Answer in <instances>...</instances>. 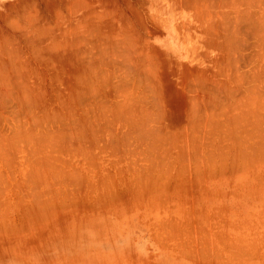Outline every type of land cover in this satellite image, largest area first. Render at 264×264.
<instances>
[{"label":"rangeland","instance_id":"obj_1","mask_svg":"<svg viewBox=\"0 0 264 264\" xmlns=\"http://www.w3.org/2000/svg\"><path fill=\"white\" fill-rule=\"evenodd\" d=\"M63 1L67 2L68 0ZM69 1L70 6L73 2ZM77 1L75 0L76 4ZM89 1L93 2L89 4L90 7L94 9V6H96L94 10L99 14L102 13L101 10L103 12L104 10L106 11V6L101 3L103 2L102 0L101 2H99L100 0H95L96 2L93 0ZM89 1L87 0L86 3H89ZM119 1L108 0L105 3L106 5L108 4L107 9L109 10L110 8L109 11H116L117 16L120 15L117 10L119 11V9L125 7V4L122 5L123 1H120L122 4ZM149 1L146 0L145 6H137L136 10L134 9L135 12L139 9L138 12L140 11V15H143L145 9L142 7H146V12L151 18L157 16L152 6H158L162 1ZM44 2L47 3L50 0H0V50H3L6 55V57H3L4 59L9 58L12 61H18V58L21 57L20 54L23 51L22 49H24V45L22 47L18 45L20 44V36L17 29L18 24L22 21L21 14L29 11L34 12L36 9L40 12H37L36 15L45 18L49 12L44 9L48 5H45L46 3ZM55 2L58 3L60 1L56 0ZM112 2L114 5L111 7ZM164 2L170 12L164 11L162 14L159 13V15L164 20L171 19L172 25H176V36L183 41L186 55H184L185 57H180L182 60L180 58L176 59L179 55L177 51L173 50L176 46L172 49L175 59L172 56L170 57L171 59H168L169 61L156 54L154 55L153 52H147L145 55L150 54L148 57H151V55L152 57H157L155 60L152 57V59H149L147 56L146 60L143 53L137 54L138 59L143 55L142 57L145 60L142 61L143 58H141V60L136 61L137 67L142 65L144 68L142 72V67L139 66V68L141 67L139 74L142 72L144 75L140 74V77L143 76L144 80L141 89H137L132 85L135 77L132 81H129L128 78L115 81L111 76V68L109 69L111 71L108 72V67L105 65L106 56L108 55L102 53L104 61L100 56L101 53L96 52L100 44L95 41L99 42L100 38H102L99 36L102 34L107 36L105 32L108 30V35H111L113 28L112 30L110 27L108 28L110 26L108 24L109 21L112 22L110 19L115 18L116 14L113 15L114 13H110L107 10V13H110L109 15H112L113 18L107 15V20L102 22L107 27H103L102 30H99L98 25L94 24V31L92 29L93 25L89 24V28H91L89 30L93 31L90 33H95L96 37L98 35L99 38L96 40L95 35L91 36V34L90 36L95 38L94 41L88 36L90 34L88 28L85 31L83 30L84 28L80 27L83 22L77 26V22L74 20L78 16L76 14L80 13L87 5L83 3L80 4L83 7L77 4L80 9L74 4L73 8H70L72 13H68V15L70 14L69 17L71 16L69 24L74 23L70 25V29L76 33L81 30L79 34L71 31L73 34H70V36L80 35V37H84L85 35L87 39L82 38L87 42L83 45L82 42L84 41L81 38H78L77 42V39L74 40L76 37H72L73 39L71 40H73L74 44L78 43L76 48L79 46L78 48L80 49L76 51H78V54L83 55L86 51H89L87 49L89 48L93 53V55L90 51L86 53L89 60L91 58L93 61L91 63L88 62L89 60L83 62L86 65L85 69H79L82 67L77 66L80 63H75L77 61L75 57L74 61L72 58L70 59L74 62L73 66L70 63L71 61L68 60V62L70 61L68 66L62 63L63 67L58 62L56 64L51 63L52 65L48 64L49 67L48 65L45 67L40 63L41 67L37 61L33 60L29 64L27 63L28 61L26 64L23 62L24 66L28 67V72H31L32 68L30 63L33 64L34 62L36 66L33 65V69L37 68L36 72L39 77L42 75L40 79L37 76L35 77V74H32L33 69L31 74L22 70L23 65H21V68L20 63L17 71H22V73L19 74L20 72H18V74L24 76V72L28 73L29 76L24 73L26 77L28 76L27 80L26 77L23 80L22 77L18 78L17 74L15 79L12 75L17 71L6 68V72L11 75L10 77L14 78H10V81L7 79L10 82L6 83L7 86L11 85L10 89L7 88L8 91L3 87L2 90L0 87L3 92L8 94V97H4L5 99L0 96L2 101H0V256L22 248H42L51 241L75 237L79 226L87 222L91 216L112 212L124 220L130 217L134 218L160 248L167 250L173 257L186 261L188 264H264V106L262 105L264 99V64L262 66V62L264 63V61L260 60V62L258 59L259 55L262 57L264 54V46L261 43L262 41L260 42L259 37L257 38V36L253 35H256V30L251 26L256 22L258 26L259 23L257 20H255L256 22L249 21L253 19V17H250L251 19L248 21L252 22V24L244 25V22L242 23L244 26L242 24L241 27L240 25L237 26L240 29L242 28L238 33L239 35L234 37L238 42L237 45L234 44L239 48L238 51L236 50L237 47L236 49L231 48L228 42L226 45L219 38L221 37V25L218 28L217 21L221 23L223 18L221 13L225 10L221 1H217L218 4H216L207 0L199 5L198 13L193 16H190L189 13H182L183 11L178 8V5H174L171 0H164ZM56 5L55 3L52 6L57 8L59 5ZM102 5L104 6L103 8ZM119 6L121 7L119 8ZM259 6L263 9L264 2L263 4L260 3ZM75 7L79 12L74 9ZM257 8H259L258 5ZM205 10H208V13ZM128 11L126 10V15L130 13ZM204 11L207 13L205 16L203 14ZM135 12L133 11V15H128L130 17L138 16V12V15ZM104 15L103 18L105 20ZM117 16L116 20L118 21ZM114 21L111 23L112 27L116 22ZM231 24L234 25L232 21ZM231 24L229 23V26ZM75 27L76 30H74ZM210 30L213 31V35L210 34ZM113 31L116 35L122 36L121 38L130 34L125 32L127 33L125 35L123 31L119 32L117 29ZM217 31L219 34L216 33ZM10 36H15L17 40H11ZM111 37L109 36L110 39ZM155 37L158 38L154 34L151 38L152 41ZM159 37L166 44H170V41H175L174 33L166 30ZM256 42H260L258 44L259 47ZM96 44L99 45L97 46ZM80 45L85 48L83 49ZM217 45L221 47H217ZM222 45H225V47L223 48ZM101 46L103 47V45ZM241 46H243V49ZM94 47L97 48L96 51ZM261 48L262 51H260ZM104 50L103 48L102 51ZM108 51L104 52L108 53ZM142 51L144 49L140 52ZM94 52L98 53L99 59L96 58L97 55L95 56ZM239 52L240 54H238ZM109 55H111L109 56L111 58L112 53ZM87 56L85 57L87 58ZM93 58H96L95 60L99 62H96ZM227 58H230V61ZM251 59H254V61ZM6 61L4 60V62ZM244 61L246 63H243ZM93 62L97 64L94 65ZM178 63H183V65L180 66ZM54 64L56 65L55 67L53 66ZM83 64L82 66H84ZM255 64L263 67V70L255 66ZM253 65L257 68L253 67ZM61 67L64 73L67 69V74L62 72ZM69 67L74 69L73 72L79 67L71 77L70 75L73 72ZM251 67L256 71L252 70ZM64 68L66 69L64 70ZM258 69L263 71L262 75V71ZM220 71H223V73H220ZM6 72L4 73L6 74ZM47 72L50 74H47ZM56 72L59 73L56 74ZM242 72H246V74H241ZM247 72L253 75L256 74V76H252L256 80L253 79L251 82V74L248 76ZM93 73L96 75H93ZM48 75H52L51 78L54 76L53 78L56 80L52 79V81L48 78ZM235 75H241L240 77H235L239 80L238 82L234 78ZM6 77L3 75L2 81ZM93 77H96L95 80ZM259 77L261 78L260 80H263L262 83L258 80ZM130 78L132 79V77ZM190 78H194L195 81L198 80L194 84L196 85L198 82L200 85L191 86L192 81L189 80ZM59 79L62 80L58 81ZM243 81L244 84L241 83ZM187 83L191 85H187ZM3 84L5 86L4 81ZM252 84H255V86ZM215 86L223 94V97H221L220 93L218 94ZM234 86L241 91L237 88L236 91H233L235 90ZM20 87L22 89L28 87L29 90L32 87L33 92L27 89V91L25 90L26 92H23L28 96L27 92L29 91L30 95L33 93V96L29 95V98H26L27 96H21L22 93L20 94L21 97L17 95L22 92V89H19ZM39 87L42 92L38 89ZM231 87L233 90H231ZM194 88L198 89L195 90ZM221 88H224V92ZM88 89H90L89 92L92 95L87 93ZM207 89L215 97L208 95L207 92L205 93L204 91ZM213 89L217 95H215L216 93ZM226 89L236 92L234 93L235 96L233 93H228ZM99 90L101 91L98 92ZM247 90L248 92H245ZM210 92L208 93L210 94ZM255 92L256 96L263 98L261 103H258L260 99L258 97V99L254 98L255 101L252 99ZM124 94L129 98H126ZM138 94L139 97H137ZM150 95L153 98H150ZM82 96L83 99H81ZM191 96L194 98H190ZM213 97L215 99L216 97L218 98L215 100ZM247 97L248 100H246ZM224 98L229 101L226 103ZM194 102L197 105L200 104V106L195 105ZM251 102L258 109L254 106H249ZM255 102H257V105ZM240 104L243 109L239 106ZM259 104L262 106L259 107ZM190 105L200 108L195 109L193 107L191 109ZM251 107L255 108L254 111L251 110ZM220 108L224 110L221 109L220 111ZM245 108L247 112L250 111L251 113L248 114L246 112L250 115L246 114L248 118L244 116ZM52 109L55 111L52 112ZM230 112L234 113V115H229ZM61 113H64V116ZM215 114L219 117L217 118ZM235 114L244 116L245 120L235 116ZM57 115L60 116L58 117ZM193 115L197 117L194 118ZM257 115L258 117H256ZM36 117L40 120L36 121L38 120L35 119ZM234 117L241 119L242 123L247 122V120L249 123L241 125L238 123L240 120L237 121L236 119V121H233ZM252 117H255V119ZM44 118V121L41 120ZM189 119L191 120L188 121ZM51 122H53V125ZM39 128H42L40 132ZM56 128H64V130L60 129L57 131ZM38 135L39 137H37ZM187 135L189 138L186 137ZM201 136L205 138V141ZM251 136L255 140L257 138V142L253 145L249 143L252 146L245 145L243 139L250 137L246 139L250 141L252 140ZM30 140L33 141V144ZM239 141L243 143V147ZM250 142L254 143V141ZM184 143L187 144V147ZM235 143H240L239 147L241 148H237ZM196 147L197 149L202 148L201 151L197 150ZM235 149L238 150L237 153ZM204 151H207L206 155ZM194 153L195 155H193ZM69 154L73 156L71 157ZM185 157L189 161H186ZM206 157L208 161L205 159ZM54 264H78V262L65 259L62 261L57 260ZM106 264H153V262L151 259H140L133 254H129L120 255L106 262Z\"/></svg>","mask_w":264,"mask_h":264},{"label":"bare ground","instance_id":"obj_2","mask_svg":"<svg viewBox=\"0 0 264 264\" xmlns=\"http://www.w3.org/2000/svg\"><path fill=\"white\" fill-rule=\"evenodd\" d=\"M43 1H46V0H43ZM49 1V0H48ZM56 1V0H55ZM54 0H50V2H44V3H46L45 5H47V8H44L45 10H47V12H49V14L47 15V16H45V18H42V17H38L36 14H37V10L35 9V11L34 12H31V11H29V12H23L22 14H21V16H22V21H21V23H19L18 24V30H19V36H20V44H18V45H20V47H22V45H24V49H22L23 51L21 52V57L20 58H18V61L16 60V61H12L11 59H9V58H7V59H9V60H7V59H4L3 57H6V55L4 54V51L3 50H0V85L2 84V86H0L1 87V89L3 90V88L6 90V91H8L7 90V88L8 89H10L11 88V85H8L7 86V82H9L10 80V78H12V77H10L11 75H9V73H7L6 71H7V69H9V68H11V69H13V71H17V70H19V63H20V66L21 65H23V68H22V66H21V68H22V70H24V71H27L28 72V67L27 66H24L25 64H26V62L29 64V62H32V60L33 61H37V63H39V65L42 67V65L43 66H47L48 64L50 65L51 63H55L56 64V62H58V63H60V64H65V66H68V64H69V62L71 63V65L74 63L73 61H74V57H75V60H77V61H75V63H80V64H78L77 66H80V67H82V68H79V69H85L86 68V65H84L83 64V62H85V61H87V60H89V57L87 56V54L86 53H89V51H90V53L93 55V53H92V51L89 49V48H87L89 51H86L85 52V54H83V55H81V54H78V51H76L77 49L78 50H80L78 47L76 48V45L78 44L77 42H78V38H84L85 40H87L86 38H85V35H84V37H80V35H75L74 37H76L74 40H76L77 42V44L75 45L74 44V42H73V40H71V39H73L74 37H73V35H72V37L70 36V34H73V33H76L75 31L73 32L72 31V29H70V25L73 23H71V24H69L71 21V16L69 17V15L72 13V11H71V9L70 8H73L72 6H74V4H76L75 3V0H71V3H72V5L70 4V6H69V0L66 2V1H63V0H59L60 2H55ZM79 1V0H78ZM78 1H77V4L78 5H80L81 3H83L85 0H80V2L78 3ZM83 1V2H82ZM89 1V0H88ZM93 1H95V0H93ZM103 2H101V0L99 1V2H101L102 4H104L106 7V11L104 10V12H103V10H101L102 11V13L101 14H99L98 12H96L94 9H95V7L96 6H94V9H92L91 7H90V3H91V1H89V3H86L87 2V0L83 3L84 5H86L87 6V8H86V6L84 7V9H82L81 10V12L80 13H78V14H76V15H78L77 16V18H75L74 20H76V24H77V26L78 25H81V23L83 24V25H81L80 27L81 28H84L83 30H85L86 31V28H88V31H89V33L90 32H93V31H91V30H89V29H91V28H89V24H92L93 25V27H92V29L94 30V24H96V25H98V28H99V30H102V28L103 27H107V26H104L103 25V21H106L107 20V18L106 17H108V16H110V18H113V16L112 15H109L110 13H114L113 15H115L116 14V11L115 12H111V11H109L110 10V8H109V10L107 9V5L105 4V3H107V1L108 0H106V1H104V0H102ZM114 1V0H113ZM120 1H123L122 3H120ZM119 1V3L120 4H122V5H124L125 7H123V8H121V9H119V11L117 10V13L119 12V16H117V14L115 15V18H113V19H110L112 22H110L109 21V24L108 25H110V26H108V28L110 27L111 28V30H112V28H113V30H115V29H117L119 32L120 31H123V33L125 34V35H127V33H130L128 36H124V34H123V38H121L122 36H118V35H116L115 33H114V31L112 30V32H113V35H112V32H111V35H108L109 34V30L107 31V32H105V35L107 34V36H103V34L101 35V36H99V37H102V38H100L101 40V43H100V41L99 42H97V41H95V38H96V40H98L99 38H98V35H97V37H96V34L95 33H88V31H87V33L89 34L88 36L91 38V39H93L96 43H99L100 44V46L101 45H103V47L101 48L100 46L98 47V50H97V48H95L96 46H95V44H94V48H95V51L96 52H98V53H101V57H102V59L104 58V55L105 54H107L108 56H106V63H105V65L108 67L107 69H108V72H110L111 70H112V75L109 73V75H111L114 79H115V81H117V80H121V79H123L124 80V78H128V80L129 81H132L133 79H134V77H135V79L133 80V86L134 87H136L137 89H141L142 87H143V66L142 65H139V66H141L140 68H141V70H142V72L140 73L141 75H143L142 77H140V74H139V72L141 71L140 70V68H139V66L137 67V65H136V61L137 60H141V58H143L142 56L144 55L145 57V59L147 60V58H149V59H152V58H154V60L155 59H157V57H152V55H151V57L149 56L148 57V55H150V54H147V55H145L147 52H153L154 53V55L156 54L157 56H160V57H163V58H165V60H167V61H169L168 59H171L170 57H172L173 56V50H175V51H177V53H179V55L176 57V59H179L180 57L182 58V57H185L184 55H186V50H185V45L183 44V41L182 40H180L179 38H177V36H176V29H175V27H176V25H172V20L171 19H169V20H164V19H162L161 18V16L159 15V13L160 14H162L164 11L165 12H170L168 9H167V6L164 4L165 2H164V0H161L162 2L158 5V6H152V8L155 10V12L157 13L156 15L157 16H159V17H157V16H154V18H151L150 17V15H148L147 14V12H146V7H142V8H144L145 9V12L143 13V15H140V11L138 12V10L139 9H137V12H138V14H137V12H135V10H136V7L137 6H145V2H146V0H120ZM149 1V0H148ZM171 1H173L174 2V5H178V8H180V10L181 11H183L182 13H186V14H188L189 13V15L191 16H193L194 14H197L198 13V11H199V5H201L202 3H204V2H206L207 0H171ZM209 1H213L214 3H216V4H218L217 3V1H221V3L222 4H224L223 6L225 7V10L221 13L222 14V20H221V23L219 22V21H217L218 23V28H219V26L221 27L220 29H221V37H219V38H221L222 40H223V42H224V44H226L227 45V42L229 43V46L231 45V48H234V49H236V45L238 44V42L236 41V38H234V37H236V35H239L238 33L241 31V29L239 28V27H237L238 25H240V27L243 25L242 23H244V25L245 24H248V23H251L252 24V22H249V21H254V22H256L255 20H257L258 21V23H259V25L257 26L256 25V23L253 25H251L252 27H253V29H255L256 31V35L255 34H253L254 36H257V38L259 37V40H260V42L262 43V45L264 46V7H263V9H262V7L260 8V3L261 4H263V0H209ZM54 4H53V3ZM96 2V1H95ZM98 2V3H99ZM55 3L57 4V5H59V6H57V8L56 7H54V6H52V5H55ZM93 3V2H92ZM91 3V4H92ZM113 3V2H112ZM118 3V2H117ZM116 3V4H117ZM147 3V2H146ZM62 4V5H61ZM77 4L75 5V6H77ZM82 4V5H83ZM49 5H50V8H49ZM97 5H99V4H97ZM114 5V3L111 5V7ZM220 5V4H219ZM219 5H217V6H219ZM257 5H258V7L259 8H257L256 9V7H257ZM81 6V5H80ZM149 6H150V1H149ZM222 6V5H221ZM220 6V7H221ZM46 7V6H45ZM52 7V8H51ZM61 7H62V9H61ZM81 7H83V6H81ZM90 7V8H89ZM104 6L102 5V8H103ZM109 7H110V4H109ZM115 7V6H114ZM114 7H113V11H114ZM121 6H119V8H120ZM77 8H79L80 9V7H78L77 6ZM86 8V9H85ZM98 8V7H97ZM99 8H101L100 6H99ZM101 8V9H102ZM74 9H76V7L74 8ZM135 9V10H134ZM65 10V11H64ZM107 10H108V12H110V13H107ZM126 10H129L130 11V13H127V15H126ZM198 10V11H197ZM65 13H64V12ZM71 11V12H70ZM76 11H78V9H76ZM75 11V12H76ZM128 11V12H129ZM133 11L138 15V16H135V17H130L128 14H132L133 13ZM162 11V12H161ZM206 11V10H205ZM204 11V12H205ZM208 11V10H207ZM206 11V12H207ZM79 12V11H78ZM106 12V14L104 15V13ZM203 12V14H204V16H205V14H207L206 12L204 13ZM38 13H40V12H38ZM68 13H70L69 15H68ZM74 13V12H73ZM142 13V12H141ZM212 13H214V12H212ZM220 13V12H219ZM260 13V14H259ZM104 15V17H105V20H104V18H103V15ZM202 14V13H201ZM210 14V13H209ZM218 14V13H217ZM259 14V16H257ZM74 15H75V13H74ZM75 15V16H76ZM108 15V16H107ZM133 15V14H132ZM212 15H214V14H212ZM261 15V16H260ZM116 16H117V19H118V21L116 20ZM123 16L125 17L124 19H123ZM257 16V17H256ZM44 17V16H43ZM47 17V18H46ZM250 17H253V19L252 20H249V19H251ZM42 18V19H41ZM258 18H259V20H258ZM108 20H109V18H108ZM249 20V21H248ZM113 21L115 22L114 24H113V27L111 26V23H113ZM231 21L234 23V25H232L231 24ZM248 21V22H247ZM107 23V22H106ZM229 23L232 25V27H231V25L229 26ZM74 24V23H73ZM242 24V25H241ZM64 25H66L65 27H64ZM210 25V24H209ZM215 25H216V23H215ZM243 25V26H244ZM73 26V25H72ZM75 26V25H74ZM213 26V25H212ZM247 26V25H246ZM245 26V27H246ZM215 27V26H214ZM237 27V28H236ZM255 27H257V28H255ZM248 28V27H247ZM251 29V28H250ZM74 30H76V27L74 28ZM110 30V31H111ZM160 32H159V31ZM165 30L167 31V32H173L174 33V36H175V41H170V44H166V43H163L162 41H161V38L159 37V35L160 34H163V32H165ZM258 30V31H257ZM73 33H72V32ZM81 31V30H80ZM80 31H77V33L79 34V32ZM95 31V30H94ZM211 31V30H210ZM251 31H253V30H251ZM125 32H127V33H125ZM162 32V33H161ZM212 32V33H211ZM210 32V34H214L213 33V31H211ZM250 32V31H249ZM254 32V33H255ZM76 33V34H77ZM216 33H218L219 34V32L217 31ZM252 33V32H251ZM92 34V35H91ZM99 34V33H98ZM155 34V36L157 35L158 36V38L157 37H155L154 39H153V41H152V36ZM94 36L95 38H93V37H91V36ZM216 35V34H215ZM252 35V36H253ZM83 36V35H82ZM88 36H86V37H88ZM109 36H112L111 37V39L109 38ZM253 36V37H254ZM89 37H88V39H89ZM118 37H120V38H118ZM217 38H218V36H216ZM239 37V36H238ZM118 38V39H117ZM10 39L11 40H13V41H16L17 39H15V36H10ZM238 39V38H237ZM240 39V38H239ZM244 39V38H243ZM83 40V39H82ZM81 40V41H82ZM92 40V41H93ZM245 40V39H244ZM79 41H80V39H79ZM84 41V40H83ZM89 41H91V40H89ZM88 41V42H89ZM260 42H256V44H257V46H258V44L260 43ZM80 43V42H79ZM83 43V45H84V43H87V42H82ZM253 43V42H252ZM81 44V43H80ZM99 44H96L97 46L99 45ZM221 44V43H220ZM234 44H236V45H234ZM240 44V43H239ZM244 44V43H243ZM83 45L81 46V47H83ZM89 45L91 46V43L89 42ZM93 45V44H92ZM159 47H158V46ZM249 45H251V44H249ZM261 45V46H262ZM175 46H176V48H175ZM210 46V45H209ZM211 46H212V44H211ZM220 46V45H219ZM218 45H217V47H219ZM228 46V47H229ZM252 46V45H251ZM255 46V45H254ZM221 47V46H220ZM222 47L224 48L225 47V45H222ZM242 47V49H243V46H241ZM259 47V46H258ZM85 47H83V49H84ZM93 48V49H94ZM99 48H101L102 50H103V48L105 49L104 51H108V53L109 54H111L112 53V57L111 58H109V56H111V55H109L108 53H106V52H104V51H102L101 49L99 50ZM109 48V49H108ZM111 48V49H110ZM173 48H175V49H173ZM251 48V47H250ZM92 49V48H91ZM107 49V50H106ZM142 49H144V51H142V52H140ZM162 49V50H161ZM173 49V50H172ZM86 50V49H85ZM84 50V51H85ZM236 50H238L239 51V48L237 47V49ZM263 50H264V48H263ZM237 51V52H238ZM254 51V50H253ZM259 51V50H258ZM260 51H262V48H261V50ZM260 51H259V53H260ZM81 52V51H80ZM111 52V53H110ZM264 52V51H263ZM263 52H261L262 54H263ZM77 53V54H76ZM97 53V54H98ZM104 55H103V54ZM143 53V55H139L141 58L140 59H138L139 57L138 56H136L137 54H142ZM234 53V52H233ZM258 53V54H259ZM90 54V55H91ZM94 54H95V56L97 55L95 52H94ZM238 54H240V52L238 53ZM246 54V53H245ZM231 55V54H230ZM247 55V54H246ZM245 55V56H246ZM264 55V54H263ZM262 55V57L259 55V57H258V59H259V61L261 60V61H264V56ZM85 56H87V58L85 57ZM94 56V57H95ZM146 56H147V58H146ZM238 56V55H237ZM242 56V55H241ZM92 57V56H91ZM101 57H100V59H101ZM174 57V59H175V56H173ZM239 57V56H238ZM243 57V56H242ZM254 57H256V56H254ZM253 57V58H254ZM73 59V61L72 60H70V59ZM86 58V59H85ZM96 58H98L99 59V57H98V55L96 56ZM95 58V59H96ZM144 58L142 59V61L144 60ZM180 58V59H181ZM224 58V57H223ZM222 58V59H223ZM232 58V57H231ZM249 58H250V56H249ZM252 58V57H251ZM6 61V62H4V60ZM94 59V58H93ZM94 59V60H95ZM101 59V60H102ZM228 59V58H227ZM230 59V58H229ZM228 59V60H229ZM236 59H237V57H236ZM68 60H70L69 62H68ZM90 60H91V58H90ZM88 61V62H92L93 60H91V61ZM153 60V61H154ZM162 60V59H161ZM182 60V59H181ZM226 60V59H225ZM252 60V59H251ZM250 60V61H251ZM96 61V60H95ZM94 61V62H95ZM98 61V60H97ZM96 61V62H97ZM141 61V62H142ZM145 61V60H144ZM230 61V60H229ZM242 61V60H241ZM240 61V62H241ZM247 61H248V63H249V60L247 59ZM252 61H254V59L252 60ZM260 61V62H261ZM23 62L25 63V64H23ZM93 62V63H94ZM99 62V61H98ZM138 62H140V61H138ZM138 62H137V64H138ZM237 62V61H236ZM239 62V61H238ZM257 62V61H256ZM16 63H18V64H16ZM42 65H41V64ZM104 63V62H103ZM142 63H144V62H142ZM158 63V62H157ZM160 63H161V61H160ZM176 63H177V61H176ZM226 63V62H225ZM243 63H246L245 61L243 62ZM258 63V62H257ZM27 64V65H28ZM32 66V68H31V72H32V69H33V65L34 66H36L35 64H34V62H33V64L32 63H30ZM46 64V65H45ZM53 65L54 67L56 66V65ZM61 65L62 67L64 66V65ZM82 64L84 65V66H82ZM97 64V63H96ZM95 63H94V65H96ZM140 64V63H139ZM180 66H182L183 65V63H178ZM236 64V63H235ZM258 64H260V63H258ZM258 64H255V66H258L259 67V65ZM263 62H262V66H263ZM49 65H48V67H49ZM52 65V64H51ZM74 65V64H73ZM72 65V66H73ZM102 65V64H101ZM104 65V64H103ZM239 65V64H238ZM242 65V64H241ZM29 66V65H28ZM38 66V65H37ZM98 66V65H97ZM146 66V65H145ZM240 66V65H239ZM243 66V65H242ZM254 65H253V67H255ZM8 67V68H7ZM30 67V66H29ZM62 67H61V70H62V72H63V69H62ZM235 67V66H234ZM7 68V69H6ZM15 68V69H14ZM16 68H18V69H16ZM24 68H26V69H24ZM70 68V67H69ZM73 68H75V67H73ZM77 68V67H76ZM75 68V69H76ZM77 68V69H78ZM95 68V67H94ZM111 68V70L109 71V69ZM157 68V67H156ZM242 68V67H241ZM255 68H257V67H255ZM260 69H262L263 67H259ZM4 69H5V71H4ZM37 68H34L33 69V72H32V74L34 75L35 74V77L37 76V78H39L40 79V77L42 76V75H40V77L37 75V70H36ZM39 69H40V67H39ZM42 69V68H41ZM46 69V68H45ZM56 69H57V67H56ZM66 68H64V70H65ZM70 69H72V67L70 68ZM76 69V70H77ZM139 69V70H138ZM151 69V68H150ZM230 69V68H229ZM232 69V68H231ZM230 69V70H231ZM251 69H252V67H251ZM264 69V68H263ZM262 69V70H263ZM10 70V69H9ZM21 70V69H20ZM58 71H59V69H57ZM67 70V69H66ZM65 70V73L67 74V71ZM76 70H75V72H76ZM88 70V69H87ZM86 70V71H87ZM97 70V69H96ZM156 70V69H155ZM233 70V69H232ZM252 70H255V69H252ZM259 70V69H258ZM262 70H259V71H262ZM13 71H11V72H13ZM23 71V72H24ZM72 72L74 71V69H72L71 70ZM98 71V70H97ZM100 71V70H99ZM101 71H102V69H101ZM105 71V70H104ZM153 71V70H152ZM245 71V70H244ZM256 71V70H255ZM264 71V70H263ZM263 71L261 72V75H262V73H263ZM4 72H6V74L4 73ZM9 72V71H8ZM18 72H20L19 74H21L22 73V71H17V72H14V74L12 75V76H14L15 77V79H16V74H17V76H19L18 78H20V77H22V80L24 79V77H26V74L28 75V73H30L31 74V72L29 71L28 73H26V72H24V73H26V74H24L23 73V75L24 76H20L19 74H18ZM39 72V71H38ZM75 72H73V73H71L72 75H70V74H68V75H70V77L71 76H73L74 75V73ZM106 72V71H105ZM227 72V71H226ZM239 72H241V71H239ZM57 73H59V72H56V74ZM64 73V72H63ZM64 73V74H65ZM96 73V72H95ZM95 73H93V75L95 74ZM107 73V72H106ZM150 73V72H149ZM220 73H223V71H220ZM238 73V72H237ZM243 73H245L246 74V72H242L241 74H243ZM248 73V76H250L249 74H251V79L252 80H250L251 82L253 81V77L254 76H256V74H252V73H250V72H247ZM256 73V72H255ZM12 74V73H11ZM40 74H42L41 72H40ZM43 74H45V72H43ZM47 74H50V73H48L47 72ZM81 74V73H80ZM104 74V73H103ZM153 74V73H152ZM227 74V73H226ZM231 74V73H230ZM234 74V73H233ZM260 74V73H259ZM2 75V76H1ZM3 75H4V77H6L7 75V77L4 79L3 78V81H4V83H5V86H4V84H3V81H2V77H3ZM92 75V76H93ZM96 75V74H95ZM102 75V74H101ZM109 75H108V77H109ZM131 75H133V76H131ZM147 75V74H146ZM225 75V74H224ZM238 75H239V73H238ZM238 75H235L234 76V78L236 77V76H238ZM29 76V75H28ZM27 76V77H28ZM47 76V75H46ZM46 76H44V77H46ZM51 76L52 75H48V78H50L51 80L53 79L54 81L56 80V79H54L53 77L51 78ZM80 76H82V75H80ZM204 76V75H203ZM222 76V75H221ZM241 76V75H240ZM240 76H238V77H240ZM247 76V75H246ZM247 76V77H248ZM253 76V77H252ZM263 76H264V74H263ZM13 77V78H14ZM27 77H26V80H27ZM32 77H34V76H32ZM76 77V76H75ZM88 77V76H87ZM90 77V76H89ZM130 77H132V79L130 78ZM151 77V76H150ZM237 77V78H238ZM258 77V76H257ZM12 78V79H13ZM86 78V77H85ZM84 78V79H85ZM94 78V77H93ZM96 78V77H95ZM95 78H94V80H95ZM102 78V77H101ZM110 79H111V77H109ZM142 78V79H141ZM195 78V77H194ZM194 78L192 79V78H190L189 80L190 81H192L191 83H192V85L191 86H195L196 87V85L197 86H199L200 84L197 82V84L195 85L194 83L196 82V81H198L199 79H198V77H197V79L198 80H194ZM200 78V77H199ZM202 79H205V78H203V77H201ZM234 78H232L233 80H234ZM244 78V77H243ZM243 78H241V79H243ZM263 78V77H262ZM7 79L9 80V81H7ZM38 79V80H39ZM125 79V80H126ZM231 79V80H232ZM249 79V78H248ZM261 78L259 77V81H261V83H262V81L263 80H260ZM264 79V78H263ZM6 80V81H5ZM34 80H36V78H34ZM52 80V81H53ZM60 80H62V79H59L58 81H60ZM92 80V79H91ZM149 80V79H148ZM188 80V81H189ZM208 80V79H207ZM235 80H236V82H238L239 80H237L236 78H235ZM244 80V79H243ZM254 80H256V79H254ZM57 81V82H58ZM93 81V80H92ZM189 81V82H190ZM240 81H242V80H240ZM246 81V80H245ZM258 81V82H259ZM2 82V83H1ZM29 82V81H28ZM99 82H101V81H99ZM122 82V81H121ZM202 82V81H201ZM211 82V81H210ZM217 82H218V80H217ZM224 82V81H223ZM235 82V81H234ZM235 82V83H236ZM10 83V82H9ZM39 83V82H38ZM55 83V82H54ZM80 83H82V82H80ZM96 83V82H95ZM103 83H104V81H103ZM116 83V82H115ZM202 83H204V82H202ZM201 83V84H202ZM206 83V82H205ZM225 83V82H224ZM240 83V82H239ZM241 83H243L244 84V81L243 82H241ZM240 83V84H241ZM257 83V82H256ZM33 84H34V82H33ZM105 85H106V83H104ZM188 83H187V85H189ZM210 84V83H209ZM258 84V83H257ZM123 85V84H122ZM203 85V84H202ZM201 85V87H203ZM253 85V84H252ZM7 86V87H6ZM27 86V85H26ZM29 86V85H28ZM80 86H82V85H80ZM96 86V85H95ZM107 86V85H106ZM127 86V85H126ZM132 86V87H133ZM183 86V85H182ZM186 86V85H185ZM204 86H206L205 84H204ZM210 86H212L211 84H210ZM221 86V85H220ZM251 86V85H250ZM249 86V87H250ZM253 86H255V84L253 85ZM252 86V87H253ZM3 87V88H2ZM41 87V86H40ZM40 87L38 88L41 92H42V90L40 89ZM104 87V86H103ZM128 87V86H127ZM133 87V88H134ZM201 87H200V89H201ZM207 88H208V86H206ZM206 87H204V88H206ZM248 87V86H247ZM32 87H30V90H29V88L27 87H25V88H23L22 89V87H20L19 89L22 91V92H20L19 94H17V95H19L20 96V94H21V96H27L24 92H26L27 90H29L30 92H33V88L31 89ZM91 88V87H90ZM128 88H130V87H128ZM184 88H186V87H184ZM203 88V89H204ZM215 88H216V86H215ZM225 88V87H224ZM223 88V89H224ZM229 88V87H228ZM232 88V87H231ZM234 88H235V90H233V88L231 89V90H233V91H236L237 89H238V87H236V86H234ZM237 88V89H236ZM251 88V87H250ZM254 88V87H253ZM262 88V87H261ZM0 89V90H1ZM27 89V90H26ZM43 89V88H42ZM46 89V88H45ZM86 89V88H85ZM100 89V88H99ZM104 89V88H103ZM195 89V88H194ZM198 89V88H197ZM197 89H195V90H197ZM199 89V90H200ZM209 89H211V88H209ZM209 89H207V90H205L204 92L206 93L207 92V94L208 95H212V96H214V94L212 93L211 94V92H210V90ZM217 89V88H216ZM222 89V88H221ZM222 89V91L224 92V90ZM260 89V88H259ZM264 89V88H263ZM0 91V93H2L3 91ZM19 90V91H20ZM26 90V91H25ZM87 90V89H86ZM89 90L90 89H88V91H87V93H89V94H91L90 92H89ZM214 90V89H213ZM218 90V89H217ZM227 90V89H226ZM238 90H240V89H238ZM248 90H250V89H248ZM248 90L247 91H245V92H248ZM251 90H252V88H251ZM24 91V92H23ZM27 92L29 95H30V92ZM40 91H38V92H40ZM101 90H99L98 92H100ZM126 91H127V89H126ZM190 91V90H189ZM188 91V92H189ZM193 91V90H192ZM221 91V92H222ZM228 91V90H227ZM241 91V90H240ZM38 92H37V94H38ZM60 92V91H59ZM81 92V91H80ZM112 92V91H111ZM138 92V91H137ZM142 92V91H141ZM191 92V91H190ZM201 92V91H200ZM208 92H210V94L208 93ZM214 92L216 93V91L214 90ZM218 92V94L220 93V91L218 90L217 91ZM233 93V95H234V93H236V92H231V91H228V93ZM3 93H5L4 95H2ZM2 94H0V96H1V98L3 97H8V94H7V92H3ZM61 93V92H60ZM102 93V92H101ZM100 93V94H101ZM117 93H119V92H117ZM149 93V92H148ZM186 93H187V91H186ZM227 93V92H226ZM37 94H35L36 96H37ZM99 94V95H100ZM104 94V93H103ZM120 94V93H119ZM132 94V93H131ZM142 94V93H141ZM152 94V93H151ZM242 94V93H241ZM258 94V93H257ZM263 94V93H262ZM29 95L26 97V98H29ZM57 95V94H56ZM71 95V94H70ZM72 95H73V93H72ZM78 95V94H77ZM86 95V94H85ZM92 95V94H91ZM143 95V94H142ZM154 95V94H153ZM215 95H217V93L215 94ZM220 95H222L221 97H223V94H221L220 93ZM238 95H240V94H238ZM260 95V94H259ZM20 96V97H21ZM31 97L33 96V93H32V95H30ZM61 96V95H60ZM94 96V95H93ZM124 96H125V94H124ZM130 96V95H129ZM151 96V95H150ZM197 96V95H196ZM199 96V95H198ZM211 96V97H212ZM219 96V95H218ZM229 97H230V95H228ZM235 96V95H234ZM243 96V95H242ZM241 96V97H242ZM264 96V95H263ZM17 97V96H16ZM24 97V98H25ZM30 97V98H31ZM35 97V96H34ZM58 97H59V95H58ZM98 97V96H97ZM105 97V96H104ZM126 97V96H125ZM128 97V96H127ZM126 97V98H127ZM136 97V96H135ZM137 97H139V94L137 95ZM155 97V96H154ZM215 97V96H214ZM213 97V98H214ZM237 97V96H236ZM244 97H245V95H244ZM249 97V96H248ZM248 97H247V99L246 100H248ZM258 96H256V92H255V95H253V98L252 99H254V98H257ZM261 97H262V95H261ZM4 98V99H5ZM35 98H37V97H35ZM65 98V97H64ZM79 98H81V97H79ZM129 98V97H128ZM132 98V97H131ZM140 98H141V96H140ZM148 98V97H147ZM147 98H145V99H147ZM150 98H153L152 96L150 97ZM156 98V97H155ZM190 98H194V97H190ZM190 98H189V100H190ZM218 97H216V99H217ZM232 98H234V97H232ZM258 98H260V96L258 97ZM257 98V99H258ZM264 98V97H263ZM262 98V99H263ZM22 99V98H21ZM60 99V98H59ZM81 99H83V96H82V98ZM191 99V100H192ZM202 99V98H201ZM200 99V100H201ZM206 99H208V98H206ZM215 99V98H214ZM215 99V100H216ZM225 99V98H224ZM256 99V100H257ZM261 99V98H260ZM260 99H259V102L258 103H261L262 102V99H261V101H260ZM29 100V99H28ZM31 100H32V98H31ZM30 100V101H31ZM37 100H39V99H37ZM66 100V99H65ZM93 100V99H92ZM102 100H104V99H102ZM127 100V99H126ZM195 100V99H194ZM193 100V101H194ZM204 100V99H203ZM209 100V99H208ZM226 100V103L229 101H227V99H225ZM231 100V99H230ZM1 101V100H0ZM20 101V100H19ZM24 101H25V99H24ZM29 101V102H30ZM60 101V100H59ZM79 101H80V99H79ZM212 101V100H211ZM218 101V100H217ZM235 101H237V100H235ZM241 101V100H240ZM252 101V100H251ZM254 101H255V99H254ZM2 102V101H1ZM28 102V103H29ZM64 102V101H63ZM66 102H67V100H66ZM65 102V103H66ZM126 102H128V101H126ZM206 102V101H205ZM205 102H203V103H205ZM208 102V101H207ZM216 102V101H215ZM231 102V101H230ZM242 102H244V101H242ZM253 102V101H252ZM252 102H251V104H252ZM20 103H21V101H20ZM31 104H32V102H30ZM29 103V105H31ZM38 103V102H37ZM195 103V102H194ZM234 103V102H233ZM254 103V102H253ZM256 103V105H257V102H255ZM263 104V106H264V99H263V102H262ZM3 104V103H2ZM67 104V103H66ZM192 104H193V102H192ZM202 104V103H201ZM211 104V103H210ZM209 104V105H210ZM249 105V106H254V104H252V105ZM69 105V104H68ZM67 105V106H68ZM121 105H122V103H121ZM195 105H197L196 103H195ZM195 105L194 106H189L191 109H193V107L195 108ZM208 105V106H209ZM236 105H238V104H236ZM260 105V106H259ZM258 106L259 107H261L262 105L261 104H259ZM32 106V105H31ZM30 106V107H31ZM197 106H200V104L199 105H197ZM240 107H242V105L240 104L239 105ZM248 106V107H249ZM40 107V106H39ZM126 107V106H125ZM236 107V106H235ZM247 107V106H246ZM254 107H256V109H258V107L257 106H254ZM37 108V107H36ZM47 108V107H46ZM124 108V107H123ZM200 107H196L195 109H199ZM203 108V107H202ZM204 108H206V107H204ZM39 109V108H38ZM221 109H223V108H220L219 110L221 111ZM242 109H243V107H242ZM241 109V110H242ZM250 109V108H249ZM254 109L255 108H252L251 107V110L252 111H254ZM262 109H263V107H262ZM134 110V109H133ZM186 110H188V109H186ZM202 110V109H201ZM224 110V109H223ZM239 110V109H238ZM241 110H240V112H241ZM2 111V110H1ZM55 110H53L52 109V112H54ZM58 111V110H57ZM120 111V110H119ZM226 111V110H225ZM233 111V110H232ZM231 111V112H232ZM38 112V111H37ZM52 112H50V113H52ZM59 112V111H58ZM189 112V111H188ZM200 112V111H199ZM210 112H212V111H210ZM230 112V114L229 115H234V113H231ZM246 111V108H245V110H244V113H245V117H246V114L248 113H250V111L249 112H247ZM49 113V114H50ZM132 113V112H131ZM217 113V112H216ZM219 113V112H218ZM227 114H228V112H226ZM235 113H236V110H235ZM242 113V112H241ZM254 113V112H253ZM140 114V113H139ZM193 114V113H192ZM196 114V113H195ZM247 114V115H248ZM251 114V113H250ZM45 115V114H44ZM43 115V116H44ZM61 115H63L64 116V113L62 114L61 113ZM190 115V114H189ZM210 115H211V113H210ZM216 115V117L218 118L219 116H217V114H215ZM259 115V114H258ZM258 115L256 116V117H258ZM58 116V115H57ZM60 116V115H59ZM58 116V117H59ZM62 116V117H63ZM194 116V115H193ZM209 116V115H208ZM225 116H226V114H225ZM235 116H239L238 114H235ZM243 116V117H244ZM248 116H250V115H248ZM51 117H52V115H51ZM187 117V116H186ZM197 117V116H196ZM195 116H194V118H196ZM202 117V116H201ZM222 117V116H221ZM220 117V118H221ZM227 117V116H226ZM231 117V116H230ZM239 117H241V119L243 118L241 115L239 116ZM244 117V118H245ZM28 118V117H27ZM40 118H42V117H40ZM63 118H65V117H63ZM70 118V117H69ZM191 118V117H190ZM212 118V117H211ZM232 118V117H231ZM243 118V120H245ZM246 118H248V117H246ZM253 118V117H252ZM30 119V118H29ZM35 119H38L37 117L35 118ZM192 119V118H191ZM191 119H189L188 121H190ZM236 119H237V121H239L238 123H240L241 125L242 124H246L247 122L249 123V121L247 120V122L245 121V123H242L241 122V119H238V117H234V120L233 121H236ZM253 119H255V117L253 118ZM34 120V119H33ZM40 119H38V120H36V121H39ZM41 120H45V118L44 119H41ZM46 120H47V118H46ZM64 120V119H63ZM193 120V119H192ZM211 120V119H210ZM228 120V119H227ZM251 120V119H250ZM26 121V120H25ZM65 121V120H64ZM70 121V120H69ZM230 121V120H229ZM262 121V120H261ZM41 122V121H40ZM49 122V121H48ZM152 122V121H151ZM255 122V121H254ZM34 123V122H33ZM32 123V124H33ZM47 123V122H46ZM52 123V125H53V122H51ZM66 123V122H65ZM69 123V122H68ZM259 123V122H258ZM257 123V124H258ZM23 124V123H22ZM24 124H25V122H24ZM23 124V125H24ZM28 124H29V122H28ZM35 124V123H34ZM40 124V123H39ZM140 124H142V123H140ZM232 124V123H231ZM260 124V123H259ZM258 124V125H259ZM29 125H31V124H29ZM36 125V124H35ZM34 125V126H35ZM56 125V124H55ZM233 125V124H232ZM239 125V124H238ZM57 126V125H56ZM55 126V127H56ZM86 126V125H85ZM166 126V125H165ZM30 127V126H29ZM33 127V126H32ZM43 127V126H42ZM54 127V126H53ZM145 127V126H144ZM148 127V126H147ZM238 127V126H237ZM246 127H247V125H246ZM260 127V126H259ZM264 127V126H263ZM262 127V128H263ZM88 128V127H87ZM240 128V127H239ZM20 129H21V127H20ZM40 129L42 130V128H39V132H40ZM57 129V131H59L60 129L61 130H64V128H60V129H58V128H56ZM140 129V128H139ZM182 129V128H181ZM218 129V128H217ZM241 129V128H240ZM250 129V128H249ZM251 129H252V127H251ZM264 129V128H263ZM19 130V129H18ZM36 130V129H35ZM142 130V129H141ZM26 131V130H25ZM76 131H78V130H76ZM146 131V130H145ZM224 131V130H223ZM237 131V130H236ZM249 131V130H248ZM261 131V130H260ZM72 132H73V130H72ZM239 132V131H238ZM244 132V131H243ZM251 132V131H250ZM28 133V132H27ZM58 133V132H57ZM65 133V132H64ZM86 133V132H85ZM143 133V132H142ZM195 133V132H194ZM256 133V132H255ZM35 134V133H34ZM37 134H38V132H37ZM66 134H67V132H66ZM144 134H146V133H144ZM26 135V134H25ZM41 135H42V131H41ZM45 135V134H44ZM89 135V134H88ZM91 135V134H90ZM264 135V134H263ZM23 136V135H22ZM34 136V135H33ZM156 136H158V135H156ZM168 136V135H167ZM183 136V135H182ZM262 136V135H261ZM27 137H28V135H27ZM26 137V139H28ZM35 137V136H34ZM37 137H39V135L37 136ZM43 137V136H42ZM47 137V136H46ZM85 137V136H84ZM83 137V138H84ZM159 137V136H158ZM185 137V136H184ZM183 137V138H184ZM186 137H188V135L186 136ZM199 137V136H198ZM202 137V136H201ZM252 137V136H251ZM255 137V136H254ZM36 138V137H35ZM34 138V139H35ZM45 138V137H44ZM82 138V139H83ZM113 138V137H112ZM189 138V137H188ZM200 138V137H199ZM202 138H204V137H202ZM243 138V137H242ZM247 138H250V137H247ZM246 138V139H247ZM256 138V137H255ZM31 139V138H30ZM37 139V138H36ZM40 139V138H39ZM48 139V138H47ZM244 140L243 139V141H245V142H243L245 145H249V146H252L253 144H255L256 142H257V138H256V140L255 139H253V137L251 138L252 140H250V141H254V143L253 142H250V141H248V140ZM38 140V139H37ZM147 140V139H146ZM185 140H187V138H185ZM190 140V139H189ZM207 140V139H206ZM233 140H234V138H233ZM25 141V140H24ZM28 141V140H27ZM31 141V140H30ZM42 141V140H41ZM81 141V140H80ZM101 141H103V140H101ZM143 141V140H142ZM149 141V140H148ZM204 141H205V138H204ZM208 142H209V140H207ZM241 141V140H240ZM239 141V142H240ZM32 142V144H33V141H31ZM43 142V141H42ZM41 142V143H42ZM136 142V141H135ZM152 142V141H151ZM172 142V141H171ZM170 142V143H171ZM191 142V141H190ZM192 142H193V140H192ZM191 142V143H192ZM200 142V141H199ZM264 142V141H263ZM30 143V142H29ZM98 143V142H97ZM109 143V142H108ZM111 143V142H110ZM187 143V142H186ZM201 143V142H200ZM234 143V142H233ZM241 143V142H240ZM240 143H235V144H237V148L239 147V144ZM243 143H241L240 145H242ZM248 143V144H247ZM249 143H251L252 145H250ZM31 144V143H30ZM78 144V143H77ZM137 144H139V143H137ZM145 144H147V143H145ZM144 144V145H145ZM190 144V143H189ZM206 144V143H205ZM83 145V144H82ZM107 145H109V144H107ZM106 145V146H107ZM112 145V144H111ZM110 145V146H111ZM136 145V144H135ZM170 145V144H169ZM184 145H186V147H187V144H185L184 143ZM192 145V144H191ZM198 145V144H197ZM216 145V144H215ZM234 145V144H233ZM11 146V145H10ZM79 146H80V144H79ZM114 146V145H113ZM130 146V145H129ZM171 146V145H170ZM202 146H203V144H202ZM30 147V146H29ZM94 147V146H93ZM108 148H110L109 146H107ZM112 147V146H111ZM137 147V146H136ZM185 147V146H184ZM190 147V146H189ZM200 147H201V145H200ZM227 147V146H226ZM234 147V146H233ZM242 147H243V145H242ZM256 147V146H255ZM97 148V147H96ZM216 148V147H215ZM218 148V147H217ZM216 148V149H217ZM231 148V147H230ZM236 148V147H235ZM239 148H241V147H239ZM249 148H251V147H249ZM30 149V148H29ZM74 149V148H73ZM77 149V148H76ZM86 149V148H85ZM111 149V148H110ZM134 149V148H133ZM136 149V148H135ZM143 149V148H142ZM196 149H197V147H196ZM202 149V148H201ZM201 149H197V150H200L201 151ZM219 149V148H218ZM154 150H155V148H154ZM176 150V149H175ZM196 150V151H197ZM243 150V149H242ZM248 150V149H247ZM72 151V150H71ZM77 151V150H76ZM131 151V150H130ZM187 151V150H186ZM195 151V152H196ZM219 151V150H218ZM235 151H236V153H237V151L238 150H236L235 149ZM249 151V150H248ZM73 152V151H72ZM83 152V151H82ZM81 152V153H82ZM139 152V151H138ZM166 152V151H165ZM188 152V151H187ZM199 152V151H198ZM205 152V151H204ZM207 152V151H206ZM206 152H205V155H206ZM225 152V151H224ZM243 152H244V150H243ZM90 153V152H89ZM199 153H201V152H199ZM198 153V154H199ZM222 153V152H221ZM240 153V152H239ZM83 154V153H82ZM144 154V153H143ZM188 154V153H187ZM187 154H185V155H187ZM197 154V156H199V155H201V154H199L198 155ZM233 154V153H232ZM70 156H71V154H69ZM176 155H177V153H176ZM193 155H195V153L193 154ZM204 155V156H205ZM212 155V154H211ZM238 155V154H237ZM73 156V155H72ZM71 156V157H72ZM77 156V155H76ZM82 156V155H81ZM151 156V155H150ZM149 156V157H150ZM202 156V155H201ZM223 156V155H222ZM47 157V156H46ZM124 158H125V156H123ZM152 157H153V155H152ZM187 157V156H186ZM185 157V159H186V161H189V160H187V158ZM196 157V156H195ZM194 157V158H195ZM200 157V156H199ZM203 157V156H202ZM208 157V156H207ZM207 157L205 158L206 160H207ZM230 157V156H229ZM184 158V157H183ZM198 158V157H197ZM204 158V157H203ZM203 158H201V159H203ZM46 159V158H45ZM205 159H203L204 161H206ZM119 160H120V158H119ZM194 160H196V159H194ZM145 161V160H144ZM151 161V160H150ZM201 161V160H200ZM204 161H202V162H204ZM208 161V160H207ZM194 162V161H193ZM152 164V163H151ZM34 165V164H33ZM146 165V164H145ZM31 166V165H30ZM30 168V167H29ZM32 168V167H31ZM25 169V168H24ZM136 169V168H135ZM33 170V169H32ZM45 170V169H44ZM26 171V170H25ZM29 171V170H28ZM30 172V171H29ZM28 173V172H27ZM218 248V247H217Z\"/></svg>","mask_w":264,"mask_h":264},{"label":"clouds","instance_id":"obj_3","mask_svg":"<svg viewBox=\"0 0 264 264\" xmlns=\"http://www.w3.org/2000/svg\"><path fill=\"white\" fill-rule=\"evenodd\" d=\"M129 254L151 259L153 264H188L160 248L134 218L124 220L112 212L91 216L79 226L75 237L0 256V264H54L65 259L78 264H106Z\"/></svg>","mask_w":264,"mask_h":264}]
</instances>
